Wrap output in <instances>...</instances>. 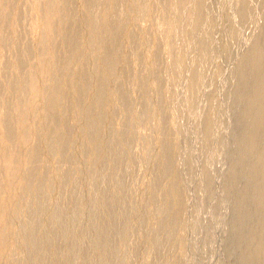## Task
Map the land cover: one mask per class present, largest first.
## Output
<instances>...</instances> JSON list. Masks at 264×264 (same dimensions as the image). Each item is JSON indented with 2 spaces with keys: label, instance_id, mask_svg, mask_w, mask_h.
I'll use <instances>...</instances> for the list:
<instances>
[{
  "label": "rangeland",
  "instance_id": "374dc122",
  "mask_svg": "<svg viewBox=\"0 0 264 264\" xmlns=\"http://www.w3.org/2000/svg\"><path fill=\"white\" fill-rule=\"evenodd\" d=\"M0 264H264V0H0Z\"/></svg>",
  "mask_w": 264,
  "mask_h": 264
}]
</instances>
